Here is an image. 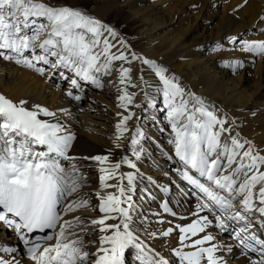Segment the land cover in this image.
I'll use <instances>...</instances> for the list:
<instances>
[{
  "label": "snow or ice",
  "instance_id": "1",
  "mask_svg": "<svg viewBox=\"0 0 264 264\" xmlns=\"http://www.w3.org/2000/svg\"><path fill=\"white\" fill-rule=\"evenodd\" d=\"M261 19L264 21V17ZM118 36L115 29L78 7L52 4L50 0H0V58L40 75L54 70L53 75L69 82L72 90L66 95L76 101L82 95L74 91L82 92L84 82L102 89L101 78L113 70H118L121 85L130 83L132 68L116 62L130 65L141 61L158 77L156 87L162 91L174 134L170 142L185 166L182 178L198 190L200 202L191 213L194 219L187 224L147 235L169 237L178 232L177 247L169 250L176 264H231L226 254L233 259L242 257L245 264H264V149L242 137L234 127H226L230 123L226 117L217 115L203 98L187 92L175 76L166 75V68L126 51L130 45ZM230 42H239L242 52L264 56V40L238 41V37H231ZM225 64L243 67L241 60H225ZM138 79L140 84L131 86L141 88L148 107H156L145 91L152 85L143 74ZM134 96L125 88L118 97L119 107L127 109ZM118 115L122 119L116 124L115 148L130 131L127 122L134 113ZM56 117V112L39 103L30 105L24 99L16 102L0 94V230L15 233L26 248L30 264H127L126 254L133 250L137 264H172L142 240L132 215L131 193L139 172L119 170L122 165L137 169V164L128 156L113 162L110 154L70 155L76 136ZM137 143L132 137L131 144ZM77 159L99 166L101 190L117 189V193L95 192L102 215L90 219L87 227L80 216L66 219L89 206L86 198L69 199L78 196L84 186L85 177L76 164L64 166V162ZM110 179H118V183H106ZM162 209L171 212L167 201ZM210 229H217L221 237L228 233L232 243L218 240ZM93 234L97 239L86 243L85 236ZM0 252L10 254L8 259L0 255V264H20L14 255L16 248L0 245Z\"/></svg>",
  "mask_w": 264,
  "mask_h": 264
},
{
  "label": "bare ground",
  "instance_id": "2",
  "mask_svg": "<svg viewBox=\"0 0 264 264\" xmlns=\"http://www.w3.org/2000/svg\"><path fill=\"white\" fill-rule=\"evenodd\" d=\"M124 1L127 3L121 4V6H128L130 10H133L138 20L143 24V29L138 31L139 41L143 43L139 48L142 52L135 51L122 34L108 22L114 13L120 11L119 5ZM94 2L103 4L92 7L91 11L84 9L85 12L115 29L119 34L118 39H122L130 45V49H126V51H134L166 68L168 70L166 75L175 76L180 86L187 92L203 98L205 104L217 115L226 117L230 122L226 127H234L242 137L253 141L259 148L264 149V56L242 52L239 42L235 45L230 42L231 37H238V41L264 40V31H258L264 26V23L261 22V18L264 17V0H94ZM198 3L200 4L199 15L195 16L194 23L191 22L185 29L179 31L183 32V36H181L178 30L181 21L184 20L183 14L192 12L198 7ZM170 30L177 33L172 37L165 36L164 32L169 34ZM185 39L188 45L185 43ZM220 41L222 42L219 43ZM213 51L216 53H212ZM225 60H241L243 67L235 68L229 73ZM116 63L132 68L131 82L121 85L118 80V70H113L111 75L102 77L101 79L107 78L103 83L104 87L99 89L93 97L96 101L104 104L99 110H91L88 108L89 106L84 108L77 106L76 100L66 96V93L63 92L64 79L60 76L56 77L51 72L40 75L33 69L2 58H0V94L16 102L24 99L30 105L39 103L56 112V118L67 125L76 136L69 154L77 158L95 156L99 152V147L95 146L94 142L107 145V140H105L107 134L111 139L112 136L109 135L114 133L113 138L116 139V124L122 119L118 113L124 115H128L129 112L134 113L132 119L127 122L130 131L124 133V137L119 143L129 148L128 157L137 164V169H130L127 165H122L119 171L128 173L138 170L139 175L135 180L141 183L140 186L144 185L146 188L142 193L141 188L137 189L135 184V191L131 193L134 205L132 215L141 229L139 234L142 240L172 260V264H176L175 258L171 256L169 250L177 247L179 233L173 232L169 237L158 235L157 238H150L147 232L160 233L170 226L187 224L189 220L194 219L191 213L197 207L200 198L194 187L183 180V171H177V166H174L178 164L179 168H185L184 164L175 156L174 144L170 142L174 134L169 127L162 91L156 87L158 77L149 71L148 66L143 65L141 61H133L130 65L124 62ZM140 74H143L144 78L152 85L146 87L145 91L149 98L154 99L156 103V107L151 109L152 114L147 115V121L143 123L139 122V117L145 114L150 107L146 104L141 88L131 86V84H140L138 79ZM87 86L89 87V85ZM125 88L130 94H135L133 104L128 105L127 109L119 107L121 101L118 99ZM66 89L72 90L70 86ZM113 98L116 107L113 105ZM159 99L160 107L157 103ZM137 104L144 105V107H136ZM111 111L113 112L111 113ZM112 114L113 116L115 114L114 123H112ZM79 117L81 123L76 127L73 123ZM158 127H162L160 130L162 143L159 142V146L161 149V146L164 145L165 148L161 150L168 154V164L156 163L150 155L149 158L144 159L145 155L141 156L140 154L141 147L150 153L144 146V141L147 134ZM138 129L141 135L136 136ZM134 136L138 140L136 145L131 144V138ZM156 138L158 136L155 139L152 137L155 143ZM115 142L117 141L115 140ZM134 153H139V156ZM85 162L89 161L80 159L66 161L64 166L68 168L75 163L85 177L80 194L69 199L79 200L80 197H83L89 200L90 205L96 196L92 192L94 190V187L91 186L93 179L87 178V172H92V170L90 165ZM99 175H101L100 172ZM106 183L116 184L118 179H110ZM172 184H175V187L171 191ZM124 185L126 188L128 187L126 180ZM137 190L141 192L138 196V202L142 197L141 203L136 201ZM101 192L102 194L117 193V189L110 187L102 189ZM165 201L168 202L171 209L170 213L163 212L162 204ZM87 209L88 207L81 208L71 213L66 219L80 216L85 222L84 226L87 227L90 219L102 215L92 216ZM157 213L160 215L158 216ZM144 217H147V222H143ZM159 220L164 222L158 223ZM112 222L114 221H109V223ZM89 230L91 231V229ZM210 231L217 235L218 240L222 239L224 242L232 243L228 233L221 237L217 229H210ZM48 234L53 233L49 231ZM38 235L43 236L44 233ZM89 241H94L93 235L85 236V242ZM54 242L53 240L50 243ZM0 245L16 248L17 252L14 255L20 260V264H30L25 246L17 239L13 231L0 230ZM127 254H132V257L126 255V261L132 258L135 261L132 264H137L133 258L135 251ZM0 255L5 259L10 256L3 252H0ZM250 255L256 258L255 254ZM226 258L231 261V264H245L242 257L233 259L226 254Z\"/></svg>",
  "mask_w": 264,
  "mask_h": 264
},
{
  "label": "rangeland",
  "instance_id": "3",
  "mask_svg": "<svg viewBox=\"0 0 264 264\" xmlns=\"http://www.w3.org/2000/svg\"><path fill=\"white\" fill-rule=\"evenodd\" d=\"M50 2L52 4H56V3L57 4H68V5L73 6V7H78V8H80L83 11H85L84 9H88V10L91 11L92 7L101 6L103 4V3H100V2L96 3V2H94V0H50ZM126 3H127V1H124L123 3H120V5H119V10L120 11L116 12V14L114 13L112 15V17L109 19L108 22H109V24L113 25L114 28L117 29L122 34V36L129 42V44L134 48L135 51L142 52L139 48H141L143 43H140V41H139L138 31H141L143 29V24L138 20V17L135 15L133 10H130L128 6H121V4L125 5ZM199 11H200V4L198 3V7L193 9L192 12H190L188 14H183V16H184L183 19L184 20L181 21L180 27H179V30H178V33L181 36H183V32H179V31L181 29H185L191 22L194 23V18H195V16L199 15ZM185 16H187V17H185ZM261 22L264 23V21H261ZM258 31H264V26H263L262 29H260ZM176 33H174L172 30H170L169 34L167 32H164V35L167 36V37H172ZM221 42L222 41H220L219 43H221ZM185 43L187 44V40L186 39H185ZM212 53H216V52L213 51ZM40 66H43V65H40ZM44 67H47V66H44ZM226 67H227L229 73H231L235 69V68H230L228 66H226ZM53 71L54 70H48V71H46V73L51 72V74H53ZM55 76L59 77L58 74L55 75ZM55 76H54V78H55ZM106 80H107V78H104V79H102V82L104 83ZM87 85H89V87ZM62 86H63V88H62L63 92L66 93V91H68L66 89V87L70 86L68 84V81L64 80ZM82 87H83V91L82 92H80V90H75L74 91L75 94H81L82 95V99L79 100V101H76V105L80 106L82 108H84L86 106H89L88 108H91V110H99V109H101L104 106V104H101L100 102L96 101L93 98V97H95V94L98 93L97 91L99 90V88H96L95 85L89 84L87 82H84ZM157 103H158V105L160 107V99H159V102H157ZM113 105L116 107V104L114 103V98H113ZM154 108L155 107L148 108V111L145 112V114H143V115H141L139 117V122L143 123L144 121H147V117L146 116L149 115V114H152L151 109H154ZM112 112L113 111H111V113ZM114 118H115V114H114V116L112 114V123H114ZM80 123H81V119L79 117L77 119V121L75 123H73V124H75V126L77 127V125L80 124ZM161 129H162V127H158V128L154 129L153 131H151L150 133L147 134V138L144 141V144H145L144 146H146V148H148V151L150 153H147V150L144 149V147H141V150H140L141 153L140 154H141V156L145 155L143 157L144 159L149 158V155H150V156L153 157V159L155 160L156 163L163 162V163L168 164L169 163L168 154L162 152V150H161V149H164L165 147L163 145V146H161V149H160V146H159L160 143H162V140H161L162 136H161V133H160ZM109 136H112L111 139H109L108 134H107V137L105 138V140H107V145L96 144V142H94V145L99 147V149H98L99 152L96 153V155H109L110 154V160L115 162V161H119L122 156H128L130 154L129 148L124 147L123 145H120L119 148H115L114 145L116 143L115 142L116 139L113 138L114 137V133H112V135H109ZM157 136H158V138H156V140H157L156 143L160 142L159 144H156L153 141V139H152V137L155 139V137H157ZM152 142H153V144H152ZM65 163L66 162H64V165H65ZM85 163L90 165V169L92 170V172H87V178L88 179H90V178L93 179V184L91 186L94 187L93 188L94 190L92 192L95 193L97 190L101 191L100 181H99V176L100 175H99V171H98V167L99 166L97 164L93 163V162H85ZM174 166H177V171L178 170H181V171L184 170V168H181V167L179 168L178 164H175ZM175 170H176V168H175ZM177 171H175V172L178 173ZM174 181L176 182V178H175ZM174 181H173V183H174ZM143 183H144V179H143ZM135 184L137 185V189L141 188L142 193H144V191L146 190L145 186L144 185L140 186L141 183H139L137 180H135ZM174 187H175V184H172V186L170 188L171 191H172V189ZM136 193H137L136 194L137 195V200L136 201L138 202V196H140L141 192H140V190L139 191L137 190ZM133 195H135V194H133ZM141 201H142V197H141V199H139L138 203H141ZM97 208H98V201H97V198L94 197V199H92L90 205L88 206L87 210L90 212V214L92 216L97 217V216L101 215V213L98 211ZM89 209H91V210H89ZM93 237H94V240L97 239V236L95 234H93ZM126 255L127 256L129 255V257H132V254H126ZM133 258L136 260L134 255H133ZM127 261H129L128 264L135 263V261H133L132 258H129Z\"/></svg>",
  "mask_w": 264,
  "mask_h": 264
}]
</instances>
